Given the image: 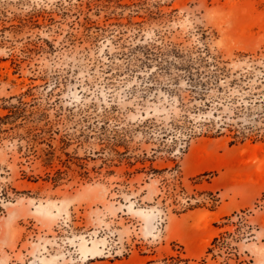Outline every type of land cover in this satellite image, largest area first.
Listing matches in <instances>:
<instances>
[{
  "label": "rangeland",
  "instance_id": "374dc122",
  "mask_svg": "<svg viewBox=\"0 0 264 264\" xmlns=\"http://www.w3.org/2000/svg\"><path fill=\"white\" fill-rule=\"evenodd\" d=\"M264 0H0V264H264Z\"/></svg>",
  "mask_w": 264,
  "mask_h": 264
},
{
  "label": "bare ground",
  "instance_id": "6f19581e",
  "mask_svg": "<svg viewBox=\"0 0 264 264\" xmlns=\"http://www.w3.org/2000/svg\"><path fill=\"white\" fill-rule=\"evenodd\" d=\"M264 172V171H263Z\"/></svg>",
  "mask_w": 264,
  "mask_h": 264
}]
</instances>
